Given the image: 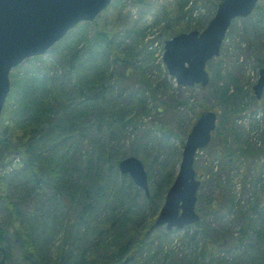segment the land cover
Returning a JSON list of instances; mask_svg holds the SVG:
<instances>
[{"label":"rangeland","instance_id":"obj_1","mask_svg":"<svg viewBox=\"0 0 264 264\" xmlns=\"http://www.w3.org/2000/svg\"><path fill=\"white\" fill-rule=\"evenodd\" d=\"M213 1L215 0H113L97 16L96 21L88 22L85 31L83 28L79 36L76 34L65 40L74 39L73 43L80 40L77 44L78 56L83 58L84 50L89 46L87 44L91 45L98 40L97 33L106 32L113 39L115 45L111 51L107 82L111 94L108 100L110 105L123 108L125 121L133 118L136 122L135 127L128 123L122 133L126 135L118 144L121 159L135 156L146 164L151 162L152 154H156L160 161H165L164 168L154 164L153 181L148 179L149 193L157 191L155 189L159 186L163 187L166 182L165 180L163 183L165 173H174L171 183L173 182L187 134L202 111L217 112L216 129L220 134L216 139L220 141L224 135L236 153L239 154L241 150L249 152L264 149V91L260 99L255 98L253 92L259 69L264 68V0H258L248 16L232 20L220 55L206 64L210 76L206 86L195 84L183 87L177 84L162 61L164 41L175 32L203 29L215 13L216 2ZM167 23L172 27L176 26L168 37L164 32ZM130 31L134 35H129ZM58 46H62L64 50L68 48L64 40ZM56 54L47 51L41 59L31 61L29 64L34 65L33 75L40 74L42 70H49L50 75L66 72L63 63L58 65ZM114 55L119 57L115 61L112 60ZM29 64L20 63V69L15 70V67L12 70L22 74ZM74 83L75 81L71 84ZM221 87H227V93L232 95L229 100L221 99ZM160 127L166 128L170 133L166 135ZM91 133L99 135L94 128ZM140 135H146L149 139L145 137L141 140ZM148 140L150 150L145 151L147 155H142V149H138L139 144ZM214 141L215 139L207 145L209 150ZM204 149L197 151L193 162L201 181L196 209L203 220L222 235L219 237L223 240L224 248L217 251V255L225 260L224 264H264V243L259 239L264 238V209H251L254 202L264 205V154L259 157L250 154L231 160L220 156L212 157ZM137 152L140 154L137 155ZM13 155L12 151L0 143V226L5 231V240L9 245L5 264H26L22 260L24 258L20 257L17 238H14L15 233H23L25 227L20 223L17 207L13 209L15 213L6 207L12 208L14 201L24 202V199H19L24 198L27 193L41 200L52 190L48 180L26 184L16 177L11 181L13 175L10 173L21 166V160L14 161ZM126 176L131 179L129 175ZM133 184L138 188L133 208L136 216L134 214V220L131 218L130 222L125 221L120 226V232L117 226H107L105 233L107 240L111 241V250L128 243L131 249L128 256L138 259L142 264H180L181 259H190L193 252L198 260H202L205 248L202 247L200 234L193 236L197 228L189 225L165 232L163 227H152L150 220L157 216L162 205L154 212L142 207L144 197L149 194L146 195L143 188L134 182ZM169 186L164 190L165 194ZM218 196L224 209L229 208L228 213L224 214L225 210L221 213L208 211L207 204L216 205L215 198ZM237 215L238 220H234ZM243 216L246 217L245 221H241ZM162 231L165 234L159 237ZM112 232H116L115 237ZM145 233L147 237L143 244L146 246L138 253L137 242ZM47 238L48 235H45L44 239ZM44 241L41 243L44 244ZM61 241L62 235L56 231L50 238L46 251L37 256V264H51L54 259L50 260V255L52 258L56 255ZM233 243V247L231 245V248H226ZM206 261L207 258H204V262Z\"/></svg>","mask_w":264,"mask_h":264},{"label":"trees","instance_id":"obj_2","mask_svg":"<svg viewBox=\"0 0 264 264\" xmlns=\"http://www.w3.org/2000/svg\"><path fill=\"white\" fill-rule=\"evenodd\" d=\"M87 24L88 22L78 23L48 50L51 54L57 53V63H63L66 72L50 75L49 70L43 72L39 68L42 72L33 75L34 65L29 63L42 58L37 56L22 62L29 64L22 74L15 71L21 68L17 66L9 75L10 90L0 118V143L14 153L13 157L17 156L21 160L20 167L11 169V181L16 177L26 184L48 180L52 190L41 200L27 193L24 198L19 199H24V202L14 201L12 208L6 207L13 213V209L17 207L20 223L25 227L23 233L17 231L14 238H17L20 257L24 258L22 260L26 264L38 263L37 256L46 251L50 238L56 231L61 233L62 241L56 255L53 258L50 255V260L54 259L51 264H142L138 259L128 256L131 251L128 243L111 250V241L107 240L105 233L107 226H117L120 232V226L125 221H132L135 214L133 208L138 188L128 176L119 173L117 164L121 159L118 144L126 135L122 133L128 123L135 127L136 122L133 118L125 121L123 108L110 105L108 100L111 94L107 82L111 51L115 45L113 39L106 32L97 33L98 40L91 43L94 44L93 47L85 43L89 46L84 50L83 58L78 56L77 44L80 40L75 43L74 39L65 41L74 37L73 35L79 36L82 33L80 30L84 28L85 31ZM174 29L176 26L172 27L167 23L164 31L166 37L172 35ZM130 33L134 35L133 31L129 35ZM63 40L68 45L67 50L58 46ZM136 47L135 45L134 48ZM117 58L119 57L114 55L112 60ZM220 96L222 100L232 97L227 93V87L220 88ZM262 118L264 119V114ZM92 128L99 133L98 136L91 133ZM160 128L166 135L170 133L166 128ZM219 134L216 129L211 139H215L211 150L207 147L204 149L212 157L233 160L250 154L256 157L264 154V149L249 152L241 150L238 154L224 135L220 141L216 139ZM145 137L146 135H140L139 139ZM149 146L148 140L139 144L138 149H142V155H147L145 151L150 150ZM154 164L164 168L165 161H160L158 155L152 154L151 162L144 163L150 182L153 181ZM173 175L174 173L164 174L165 184L162 188L158 185L155 189L157 191H151L145 196L142 207H147L152 212L158 211L165 198L164 190L170 185ZM215 201L217 203L214 206L207 204L208 211L221 213L225 210L224 214L229 212L228 207L224 209L219 196ZM251 209H264V205L254 202ZM245 216L241 217V221L246 220ZM238 218L237 215L234 220ZM154 220L153 217L150 223ZM195 224L197 231H194L193 236L200 234L202 247L205 248L202 256L207 261L204 262V258L198 260L193 252L190 259H181L180 264H224L225 260L217 255V251L224 248L223 240L219 237L222 235L217 234V229L203 219ZM115 233L112 232V236L115 237ZM163 234L164 231L159 237ZM45 235H48L46 240ZM143 235L137 242L138 253L146 246L143 243L147 233ZM257 235L262 237L259 232ZM259 239L264 243V238ZM7 242L5 231L0 226V244L5 246L8 256ZM234 244H228L226 248L231 245L233 247Z\"/></svg>","mask_w":264,"mask_h":264},{"label":"water","instance_id":"obj_3","mask_svg":"<svg viewBox=\"0 0 264 264\" xmlns=\"http://www.w3.org/2000/svg\"><path fill=\"white\" fill-rule=\"evenodd\" d=\"M258 0H219L214 16L201 31L178 33L164 41L162 61L168 73L181 86H206V62L220 53L227 28L236 17H246ZM111 0H0V115L10 90L9 73L23 60L43 55L76 24L92 21ZM264 90V68L253 85L256 98ZM217 114L204 111L187 134L178 171L165 194L153 227L167 230L197 222L195 208L200 179L193 166L198 149L210 141ZM118 170L149 194L148 178L142 161L135 156L122 158ZM4 264L6 248L0 244Z\"/></svg>","mask_w":264,"mask_h":264},{"label":"flooded vegetation","instance_id":"obj_4","mask_svg":"<svg viewBox=\"0 0 264 264\" xmlns=\"http://www.w3.org/2000/svg\"><path fill=\"white\" fill-rule=\"evenodd\" d=\"M218 2H219V0H218ZM218 2H216V6H217V3H218ZM210 19H211V18H210ZM210 19H209V21H210ZM209 21H208V22H209ZM196 30L201 31L202 29H196ZM221 46H222V45H221ZM220 50H221V48H220ZM201 87H204V86H201ZM205 111H208V110H205ZM202 112H204V111H202ZM216 114H217V112H216ZM217 117H218V114H217ZM216 122H217V120H216ZM215 130H216V128H215ZM215 130H214V131H215ZM214 131L212 132V136H213V134H214ZM212 136H211V139H212ZM210 141H211V140H210ZM210 141H209V143H210ZM209 143H208V144H209ZM208 144H207V145H208ZM207 145H206V147H207ZM197 177H198V176H197ZM198 178H199V177H198ZM197 199H198V197H197ZM196 201H197V200H196ZM202 219H203V217H202L201 214H200V220H202ZM200 220H199V221H200ZM197 222H198V221H197ZM153 224H154V223H152V227H153ZM190 225L196 227V224H195V223H192V224H190ZM187 226H189V225H185V226H183V227H181V228H184V227H187ZM155 227H163L165 232L172 231V230H177V229H178V228H176V227H173L171 230H167L165 224H163V225H159V226H155ZM181 228H179V229H181ZM217 234H219V233H217ZM217 234H216V235H217ZM0 257H1V259H3L2 253H1ZM6 257H7V253H6L5 259H6ZM1 259H0V260H1ZM5 259H4V264H5Z\"/></svg>","mask_w":264,"mask_h":264}]
</instances>
